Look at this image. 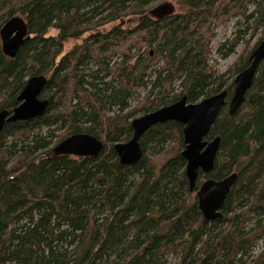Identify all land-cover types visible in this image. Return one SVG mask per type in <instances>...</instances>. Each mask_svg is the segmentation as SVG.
Here are the masks:
<instances>
[{
  "label": "trees",
  "instance_id": "obj_1",
  "mask_svg": "<svg viewBox=\"0 0 264 264\" xmlns=\"http://www.w3.org/2000/svg\"><path fill=\"white\" fill-rule=\"evenodd\" d=\"M156 1L0 0V29L19 16L31 37L14 59L0 44V111L17 106L34 76L46 78L40 99L48 101L42 117L0 133V264H264V61L237 115L225 108L206 137H220V149L213 172L199 175L192 193L182 125L149 129L140 140L143 157L132 167L114 151L131 138L138 113L182 97L197 103L221 90L229 100L233 79L264 38V0H185V12L162 20L147 15ZM131 15L139 17L137 26L124 28ZM235 18L245 29L219 45L221 58L249 30L262 34L228 73L217 75L208 65L210 44L215 30ZM51 29L57 36H47ZM86 34L62 56L69 40ZM140 88L148 91L137 107L106 116L114 107L126 111ZM75 134L102 141L98 157L52 154ZM233 173L222 218L205 221L195 196L200 179Z\"/></svg>",
  "mask_w": 264,
  "mask_h": 264
},
{
  "label": "water",
  "instance_id": "obj_2",
  "mask_svg": "<svg viewBox=\"0 0 264 264\" xmlns=\"http://www.w3.org/2000/svg\"><path fill=\"white\" fill-rule=\"evenodd\" d=\"M172 4L164 2L151 8L148 15L161 20L174 15ZM27 25L19 16L9 19L0 29L1 50L5 57L14 59L19 49L30 39ZM264 61V38L249 56V65L234 78V90L228 100V92L219 93L202 99L197 103H188L185 97L177 102L145 114L131 122L132 136L124 143L114 146L119 163L124 167L136 165L143 157L140 140L146 132L156 125L175 122L183 126L185 176L189 191L192 193L199 175L208 176L214 170V164L220 149V137L207 141L211 128L220 113L227 108L230 117H234L245 103L247 92L252 87L257 71ZM44 76H34L26 81L17 97V106L11 111H0V133L8 124L31 121L44 115L48 101L40 95L46 85ZM103 142L88 134H75L61 140L51 152L54 156H73L78 158H96L103 150ZM237 174L233 173L221 179H205L195 191L197 207L205 221L222 218L225 200L235 184Z\"/></svg>",
  "mask_w": 264,
  "mask_h": 264
},
{
  "label": "rangeland",
  "instance_id": "obj_3",
  "mask_svg": "<svg viewBox=\"0 0 264 264\" xmlns=\"http://www.w3.org/2000/svg\"><path fill=\"white\" fill-rule=\"evenodd\" d=\"M163 2L172 4L175 9V14L183 13L186 10L185 0H158L156 2L151 3L147 7V9L149 10ZM249 9L250 11L252 10V8H249ZM138 19H139L138 16H132V15L128 16L123 21L124 23L123 27L127 29H133L134 27L137 26ZM111 27H112V24L100 28L99 31L106 32ZM244 29H245V25H244V22L241 20V18H235L229 22H226L220 25L215 30V37L212 39L211 44H210V54L208 57V65L214 70V72L217 75H223V74L228 73V71L233 68L234 64L237 62L239 57H242L246 55L247 53H249L251 49L253 48L254 44L256 43V41L261 37L262 29H258L255 32H253V30L251 29L247 32V34L243 36V39L241 40V42H239V44L235 47L233 54H231L227 58H221L220 56H218L216 53V50L219 47V45L225 42L226 40L231 41L233 38H235V33L238 30L243 31ZM57 34H58V31L51 29L49 30L47 36L55 37L57 36ZM89 35L90 34H86L79 40H69L64 45L62 56L68 53L74 46L79 45L83 41V39L87 38ZM160 64L161 63H158L157 66H159ZM227 79H228L227 82L229 84L232 81L231 73H230V76H227ZM146 90L148 91L147 88L146 89L140 88L137 91L135 98L129 102V108L126 111L119 112L118 109L114 107L110 109V111H105L106 116L113 118V117L125 115L130 109L137 107L138 103L144 100L146 92H147ZM143 115L145 114H140V113L136 114L134 118L131 119V122L134 119L139 118ZM151 155L152 154L150 152L147 154L148 157H150ZM204 180L205 179L201 178L200 183H202ZM173 262H174L173 258L169 259V263H173Z\"/></svg>",
  "mask_w": 264,
  "mask_h": 264
},
{
  "label": "flooded vegetation",
  "instance_id": "obj_4",
  "mask_svg": "<svg viewBox=\"0 0 264 264\" xmlns=\"http://www.w3.org/2000/svg\"><path fill=\"white\" fill-rule=\"evenodd\" d=\"M164 3V2H163ZM150 10V9H149ZM149 10H148V12H149ZM148 12H147V15H148ZM174 15H176L175 13H174ZM149 16V15H148ZM173 16V15H172ZM171 17V16H170ZM167 18H169V17H167ZM153 19V18H152ZM165 19V18H164ZM162 20V19H161Z\"/></svg>",
  "mask_w": 264,
  "mask_h": 264
}]
</instances>
